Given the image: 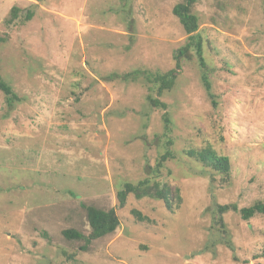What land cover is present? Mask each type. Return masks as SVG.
<instances>
[{
  "label": "rangeland",
  "instance_id": "1",
  "mask_svg": "<svg viewBox=\"0 0 264 264\" xmlns=\"http://www.w3.org/2000/svg\"><path fill=\"white\" fill-rule=\"evenodd\" d=\"M180 2L0 0V75L17 97L0 90V264H255L264 215L218 207L264 204V0L194 6L216 106L197 59L184 60L159 98L166 133L150 79L187 42ZM206 148L229 158L228 176L187 154ZM144 179L179 191L172 210L132 194L120 205ZM81 205L120 220L86 251L63 235L89 234Z\"/></svg>",
  "mask_w": 264,
  "mask_h": 264
},
{
  "label": "trees",
  "instance_id": "2",
  "mask_svg": "<svg viewBox=\"0 0 264 264\" xmlns=\"http://www.w3.org/2000/svg\"><path fill=\"white\" fill-rule=\"evenodd\" d=\"M42 2L43 0H36ZM199 0H182L174 6L172 13L178 19L184 32L188 36L186 44L179 48L173 55L175 63L174 69L164 74L151 75L153 83L156 85V94L158 98H150L151 106L159 108L164 111L163 119L165 123L166 133L170 132L169 120L167 113V105L162 103L161 98L165 92L173 90L175 83L180 75L182 69V63L184 60L191 61L193 56L197 59L199 68L201 70V82L206 90L208 97L211 99L212 104L216 106L215 96L211 91V84L208 77V65L204 57V45L201 36L198 34L199 18L193 13L194 6ZM33 12H28L23 15L25 20H29ZM21 15V10L17 7H13L10 12V18L5 22L8 25L16 22ZM6 42L5 38L0 37V45ZM0 90L7 96V101L10 104L13 99L17 97L12 93L10 87L3 81L0 75ZM188 156H193L199 161L203 162L208 167L213 168L222 176H228L230 172V160L228 157L218 155L211 148H206L201 151H189ZM172 155L168 151L157 162L155 175L159 173V169L163 163L171 158ZM132 194L135 198L140 199L144 197L157 198L162 200L166 207L170 210L173 208V202L178 198L179 191L172 189L170 186L160 184L158 182H151L150 179H144L136 184H125L123 188L117 193V198L121 206L124 205L127 197ZM86 212V222L89 226V234L85 236L75 230H66L63 232L64 237L67 240H79L85 244L81 247L86 251L88 245L94 241L104 239L105 237L112 235L120 226V220L114 209L103 210L95 206L81 205ZM228 211H234L238 213L242 220L248 221L257 215H264V204L262 202H255L253 205L245 208H237L236 206H219L218 213L222 215ZM138 217L139 214L135 213ZM139 220H147L146 218H140ZM252 260L255 264H264V247L253 253Z\"/></svg>",
  "mask_w": 264,
  "mask_h": 264
}]
</instances>
